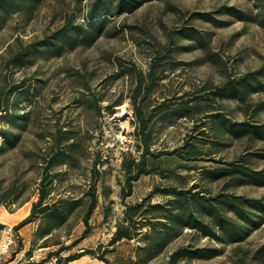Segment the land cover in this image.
Segmentation results:
<instances>
[{
    "label": "rangeland",
    "instance_id": "1",
    "mask_svg": "<svg viewBox=\"0 0 264 264\" xmlns=\"http://www.w3.org/2000/svg\"><path fill=\"white\" fill-rule=\"evenodd\" d=\"M88 1L42 0L30 19L18 11L0 29V195L13 189L5 202L0 203V220L4 224V234L12 233L16 238L15 245L5 255L4 264L10 260H14L10 264H50L51 256L63 258L83 249H93L98 254L103 252L112 264H128L135 240L123 239L114 247L108 244L124 209L120 197L125 178L122 159L129 152L139 154L130 97L134 73L130 69L129 73L126 72L131 62L137 69L147 71L153 49L166 41L167 30L182 24L199 28L209 37L208 50L217 61L200 47L175 51L172 60L178 63L177 67L171 68L170 63L165 65L167 77L160 80L149 97L146 112L164 97L193 92L210 82L217 83L226 73L234 75L254 69L264 59V28L259 25L225 13L217 15L219 19L227 20L222 26L190 17L194 11L213 10L222 4L248 7L250 2L247 0H154L132 13L110 17L107 30L89 46L67 49L59 56L36 57L32 63L21 67L7 64L16 50L60 26L67 13L74 12L82 21ZM188 43V40L178 42ZM22 83L23 86H19ZM253 98H264V93L254 94ZM211 104V112L219 110L234 119L244 117L235 100L216 99ZM122 108L125 109L124 117L116 118V114L122 115ZM13 113H27L28 123L24 128L13 126L10 120ZM199 117L180 118L173 124L155 118L151 120L153 151L179 147L185 138L193 135L192 140L201 152L200 159L184 161L177 156L164 155L157 158L156 164L163 171L142 175L134 181L132 193L126 201L141 199L155 185L189 186L197 183L211 191L220 188L222 181H208L201 173L202 166L214 167L220 164L216 160L234 158L246 151V142L245 139L219 138L209 118ZM256 119L264 121V111ZM58 127L71 130L82 148L75 165L56 164L51 169L57 173L51 196H82V203H86L85 191L94 181L98 203L89 219L90 231L85 237L80 238L84 229L81 220L83 206L75 210L62 226L54 229L45 242L47 245L42 246L43 239L38 234L42 224L40 219L15 231L13 226L24 217L19 220L8 218H14L22 206L29 207V213L32 202L37 200L36 185L45 164L43 157L50 145L46 135ZM6 128L20 132V140L14 147L1 146L2 131ZM259 147L264 148V141L257 142L254 148ZM194 164L197 167H192ZM255 165L263 166L264 158L256 159ZM230 190L251 196L264 194V186L239 185ZM16 194L20 199L13 201L11 197ZM151 198L161 201L164 196L155 191ZM24 199L27 200L20 204ZM14 220L16 223L10 226ZM263 242L264 219L244 241L228 245L207 237L192 236L186 228L150 264H158L166 252L182 243L223 249L215 257L184 259L179 264H240L241 257L245 264H259L251 255ZM107 249L110 250L105 251Z\"/></svg>",
    "mask_w": 264,
    "mask_h": 264
},
{
    "label": "trees",
    "instance_id": "2",
    "mask_svg": "<svg viewBox=\"0 0 264 264\" xmlns=\"http://www.w3.org/2000/svg\"><path fill=\"white\" fill-rule=\"evenodd\" d=\"M151 1L154 0H89L82 21L77 19L74 12L67 13L60 26L16 50L8 58L7 64L21 67L32 63V59L36 57L59 56L67 49L89 46L107 30L110 17L132 13ZM247 1L250 2L248 7L222 4L213 10L194 11L190 17L222 26L227 20H221L217 15L225 13L264 28V0ZM41 2L42 0H0V29L5 26L9 17L18 11H22L30 19ZM208 39L199 28L182 24L167 30L166 41L153 49L154 53L150 57L146 72L137 69L133 62L130 68L127 66L126 73H129V69L134 73V87L130 97L136 119L135 134L139 154L133 155L129 152L122 159L125 178L120 197L124 202V209L122 217L115 223V230L108 244L114 247L123 239L135 240L128 264H150L165 252L170 243L179 238L186 228L192 236L207 237L222 245H228L244 241L251 230L259 226L260 220L264 219V194L251 196L230 190L231 187L239 185L264 186V165H255L256 159L264 158V148H254L257 142L264 141V121L256 119L264 111V98H253L254 94L264 93V59L254 69L234 75L226 73L217 83L210 82L193 92L164 97L146 112L149 97L156 90L160 80L167 77L165 65L170 63L171 68L177 67L178 63H173L172 60L175 51H189L200 47L212 60L217 61L209 53ZM179 40H188L189 43L178 44ZM19 86H23V83ZM225 98L240 104L243 118L234 119L222 111L209 110L211 102ZM196 115H200V119L201 116L208 117L215 135L219 138L245 139L246 142V151L234 158L216 160L220 164L214 167L202 166L201 173L208 181H222L220 188L211 191L197 183L189 186L155 185L150 193L141 199L126 201L132 193L134 181L142 175L163 171L156 164L157 158L164 155L177 156L184 161L200 159L198 155L201 152L192 140L193 135L185 138L179 147L153 151L151 120L155 118L173 124L180 118L194 119ZM10 120L13 126L24 128L28 123L27 113H13ZM2 136V147H14L20 140V132L11 128L4 129ZM46 138L50 145L43 157L45 164L36 185L38 198L32 202L30 212L13 226L17 231L24 225L40 219L42 224L38 234L43 239L42 246L47 245L45 242L54 229L62 226L75 210L83 206L81 220L84 229L80 238L85 237L90 231L89 219L98 203L94 181L85 191L86 203H82V196H51L57 177V173L51 169L56 164L75 165L82 146L71 130H63L61 127L49 132ZM95 165L94 163L93 167ZM155 191L162 194L164 199L153 201L151 194ZM12 192L13 189H9L7 194L0 195V203L5 202L7 195ZM19 197V194H16L11 199L18 201ZM3 228L4 224L0 222V231ZM222 249L211 245L182 243L166 252L158 264H179L184 259L194 258L209 259L221 254ZM84 254H92L106 264H112L103 252L98 254L93 249H83L63 258L57 257L55 264H66ZM251 257L259 264H264V242L254 249ZM240 259V264H245L244 258Z\"/></svg>",
    "mask_w": 264,
    "mask_h": 264
},
{
    "label": "crops",
    "instance_id": "3",
    "mask_svg": "<svg viewBox=\"0 0 264 264\" xmlns=\"http://www.w3.org/2000/svg\"><path fill=\"white\" fill-rule=\"evenodd\" d=\"M28 210H29V207H27V208L25 209V208L22 206V207H20V208L17 210V214H15V216H13L14 218L11 217V218H8V219H11V220H13V219H18V220H19V219L25 217V215H27ZM0 222L3 223L2 220H0ZM15 223H16V220H14L13 223L10 224V226H13ZM4 233H6V231H4V230L0 231V243H1V241H3L4 238H5V234H4ZM4 259H5V256H3L2 260L0 261V264H4V263H3V260H4ZM12 261H14V260H10V261H8L6 264H10ZM13 263H15V262H13ZM66 264H106V263H105L104 261H102V260H99V259L96 258V257H93V256L89 255V254H84V255H82V256H80V257L74 259V260L69 261V262L66 263Z\"/></svg>",
    "mask_w": 264,
    "mask_h": 264
},
{
    "label": "built area",
    "instance_id": "4",
    "mask_svg": "<svg viewBox=\"0 0 264 264\" xmlns=\"http://www.w3.org/2000/svg\"><path fill=\"white\" fill-rule=\"evenodd\" d=\"M15 206V204H13ZM16 238L12 233H7L5 238L0 243V261L2 260L3 256H5L8 252H10L11 247L15 245ZM57 261V256H51L50 264L55 263Z\"/></svg>",
    "mask_w": 264,
    "mask_h": 264
},
{
    "label": "water",
    "instance_id": "5",
    "mask_svg": "<svg viewBox=\"0 0 264 264\" xmlns=\"http://www.w3.org/2000/svg\"><path fill=\"white\" fill-rule=\"evenodd\" d=\"M115 117L122 119L124 117V115H118V114H116Z\"/></svg>",
    "mask_w": 264,
    "mask_h": 264
},
{
    "label": "bare ground",
    "instance_id": "6",
    "mask_svg": "<svg viewBox=\"0 0 264 264\" xmlns=\"http://www.w3.org/2000/svg\"><path fill=\"white\" fill-rule=\"evenodd\" d=\"M124 112H125V109H124V108H122L121 114L123 115V114H124Z\"/></svg>",
    "mask_w": 264,
    "mask_h": 264
}]
</instances>
